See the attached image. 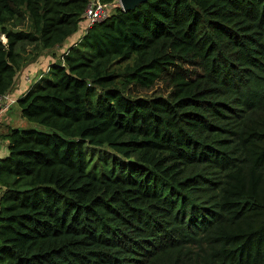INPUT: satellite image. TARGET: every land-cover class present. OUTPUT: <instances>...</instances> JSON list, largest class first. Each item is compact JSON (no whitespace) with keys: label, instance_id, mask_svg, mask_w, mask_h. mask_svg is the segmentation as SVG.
Returning a JSON list of instances; mask_svg holds the SVG:
<instances>
[{"label":"trees","instance_id":"16d2710c","mask_svg":"<svg viewBox=\"0 0 264 264\" xmlns=\"http://www.w3.org/2000/svg\"><path fill=\"white\" fill-rule=\"evenodd\" d=\"M88 1L0 0V264H264V0Z\"/></svg>","mask_w":264,"mask_h":264},{"label":"built area","instance_id":"2783aa9c","mask_svg":"<svg viewBox=\"0 0 264 264\" xmlns=\"http://www.w3.org/2000/svg\"><path fill=\"white\" fill-rule=\"evenodd\" d=\"M121 7L118 0L103 1V0H89L83 12L84 24L83 28H88L93 22L99 21L111 12V8ZM123 9V8H122ZM13 92L7 91L0 93V112L6 110L11 103L15 101L16 96Z\"/></svg>","mask_w":264,"mask_h":264},{"label":"crops","instance_id":"0c3cea01","mask_svg":"<svg viewBox=\"0 0 264 264\" xmlns=\"http://www.w3.org/2000/svg\"><path fill=\"white\" fill-rule=\"evenodd\" d=\"M53 59L52 56H46V54H44L41 55L36 62L27 65L23 69H25V71L35 69L39 66L46 65V63ZM22 124L23 119L16 104H12L8 109L0 112V158L5 157L9 152L8 139L5 137L8 128L10 126L14 127Z\"/></svg>","mask_w":264,"mask_h":264},{"label":"rangeland","instance_id":"374dc122","mask_svg":"<svg viewBox=\"0 0 264 264\" xmlns=\"http://www.w3.org/2000/svg\"><path fill=\"white\" fill-rule=\"evenodd\" d=\"M114 8V7H113ZM113 10V9H112ZM82 29V28H80ZM80 34V31H78L76 34L72 35L70 39L59 49H52V50H47V53H51L52 51L55 52L56 55L59 54L60 51H63L66 49L67 45L70 43L74 42L75 40L78 39ZM3 40H5L4 37H2ZM47 65V63H46ZM39 66L38 68L32 69V70H26L22 69L19 74L16 76V87L13 91V96H18L22 91L26 90V88L36 79H38L44 71H46L47 66ZM168 91V88L165 87V84L163 82H157L149 91L147 94H152V93H166Z\"/></svg>","mask_w":264,"mask_h":264},{"label":"water","instance_id":"95a60500","mask_svg":"<svg viewBox=\"0 0 264 264\" xmlns=\"http://www.w3.org/2000/svg\"><path fill=\"white\" fill-rule=\"evenodd\" d=\"M124 10L134 8L144 0H118Z\"/></svg>","mask_w":264,"mask_h":264}]
</instances>
